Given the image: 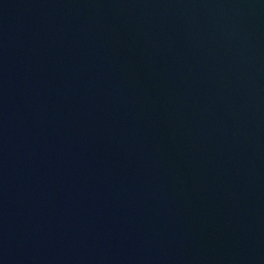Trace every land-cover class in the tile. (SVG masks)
<instances>
[{
	"label": "water",
	"instance_id": "water-1",
	"mask_svg": "<svg viewBox=\"0 0 264 264\" xmlns=\"http://www.w3.org/2000/svg\"><path fill=\"white\" fill-rule=\"evenodd\" d=\"M0 264H264V0H0Z\"/></svg>",
	"mask_w": 264,
	"mask_h": 264
}]
</instances>
